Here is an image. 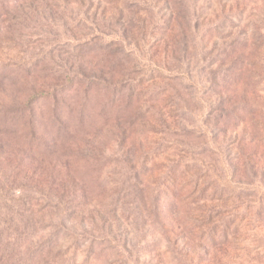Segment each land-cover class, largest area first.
<instances>
[{"label":"rangeland","instance_id":"374dc122","mask_svg":"<svg viewBox=\"0 0 264 264\" xmlns=\"http://www.w3.org/2000/svg\"><path fill=\"white\" fill-rule=\"evenodd\" d=\"M0 65V105L66 73L118 85L103 117L26 159L37 199L0 198V228L23 202L39 220L40 264H264V0H0Z\"/></svg>","mask_w":264,"mask_h":264},{"label":"trees","instance_id":"16d2710c","mask_svg":"<svg viewBox=\"0 0 264 264\" xmlns=\"http://www.w3.org/2000/svg\"><path fill=\"white\" fill-rule=\"evenodd\" d=\"M3 66L7 65H0L2 85L11 81L9 75L3 71L5 68ZM64 79V83L35 91L22 102L11 106L0 105V134L7 136V141L0 143V198L4 204L3 209H15L12 205L17 197H23L24 202L28 200L30 204L29 198L31 201L37 199L44 190L38 184H32V175L29 174L30 170L26 163L28 157L54 152L60 135L73 137L77 131L98 121L105 115L110 103L116 99L118 85L110 84L101 76L81 72L72 77L66 73ZM105 87L111 89L112 97L109 96L107 99L101 97ZM10 138L13 139V143ZM146 161L135 170L138 185L142 184L141 178L146 172ZM178 169L177 163L168 166L162 175L160 186L165 191L171 188L174 196ZM228 192L236 194L234 189ZM161 199L162 197L159 202ZM24 202L22 203L24 210L18 212L20 219L9 217L1 225L0 264H40L42 260L52 258L51 246L47 245V248L42 245L43 242L35 245L34 236L27 230L39 220L26 216L29 209ZM223 224L222 233L226 234L228 227L224 222ZM215 236L221 239L219 235L209 230L208 238L215 241ZM59 238L60 236L55 240Z\"/></svg>","mask_w":264,"mask_h":264}]
</instances>
